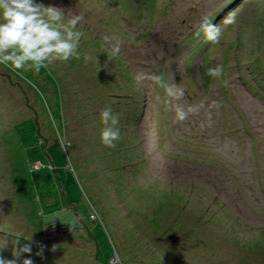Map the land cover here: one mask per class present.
Returning a JSON list of instances; mask_svg holds the SVG:
<instances>
[{"label": "rangeland", "instance_id": "obj_1", "mask_svg": "<svg viewBox=\"0 0 264 264\" xmlns=\"http://www.w3.org/2000/svg\"><path fill=\"white\" fill-rule=\"evenodd\" d=\"M37 2L82 14V35L39 72L0 64V258L28 244L17 264L41 246L42 264H264V0H234L202 46L201 18L222 0ZM138 73L172 79L183 100ZM200 102L175 122L177 103ZM106 107L121 133L111 148Z\"/></svg>", "mask_w": 264, "mask_h": 264}, {"label": "clouds", "instance_id": "obj_2", "mask_svg": "<svg viewBox=\"0 0 264 264\" xmlns=\"http://www.w3.org/2000/svg\"><path fill=\"white\" fill-rule=\"evenodd\" d=\"M66 15L67 27L62 23ZM82 20V14H65L61 9L46 6L37 0H0V64H6L13 70L27 67L39 72L41 68H47L56 61L69 60L78 51L82 33L75 29ZM223 22L225 25L235 24L236 13H230ZM198 28L209 41H219L221 29L213 24L208 16L201 18ZM112 51L113 54H118L120 49L113 47ZM207 75L217 78L222 76V66L209 68ZM136 80L139 83L150 81L154 89L156 87L164 89L168 98H174L176 101L184 98L183 87L178 86L172 79L166 81L162 75L138 73ZM216 104L217 102L213 101L211 107H215ZM171 110L174 111L175 122L179 124L187 121L190 116L199 115L202 110L206 111V108L205 104L200 102L190 104L185 110L183 104L177 103ZM208 119H211L210 114ZM100 120L104 125L100 132L102 144L109 148L114 147L115 142L121 138L118 115L113 113L111 107H106L100 113ZM37 166L40 167L38 162L32 167ZM42 249L43 246L36 255H42ZM22 253L30 254V245L24 244L18 251H14L13 256L16 259L0 258V264H17ZM21 264H34V262L31 258H25ZM110 264H119V258L115 256L110 260Z\"/></svg>", "mask_w": 264, "mask_h": 264}, {"label": "trees", "instance_id": "obj_3", "mask_svg": "<svg viewBox=\"0 0 264 264\" xmlns=\"http://www.w3.org/2000/svg\"><path fill=\"white\" fill-rule=\"evenodd\" d=\"M223 2V6L221 7V8H219V9H214L213 11H212V14H213V16H208L209 18H211V20H212V22H213V24H215V25H217L218 24V22L220 21V19H218L217 21L215 20L216 18H220V17H222L223 15H224V13L227 11V13H228V11H230L231 9H232V7H233V2H234V0H222ZM253 1V0H252ZM244 3V2H243ZM255 3V2H254ZM256 5V4H255ZM197 37L194 35L190 40H189V43L190 42H194V41H197ZM208 39L207 38H205L204 40H203V42L200 44L201 46L203 45V43H205L206 41H207ZM37 162H34V163H32L31 164V167L33 166V165H35ZM39 164H40V167L39 166H37V167H32V169H34V171L35 170H41V169H43L44 168V164L43 163H41V162H38ZM39 167V168H38ZM60 198H62L63 199V197L61 196ZM54 199H55V201L54 202H56V195L54 194ZM52 205V204H51ZM54 209H56V208H54ZM57 211H59L58 209H57ZM46 216H48V214L46 215ZM89 219H92V220H97V214L94 212L93 213V211L91 210L90 211V213H89ZM73 219H72V215H69L68 217H67V221L68 222H66V223H64V225L66 226V227H68V223H70V221H72ZM72 224H75V225H77V223L75 222V223H72ZM44 226H47V227H45V229H44V231H52V230H58L59 231V227H58V225H57V223L55 224L54 222H51V221H49V222H46V225L44 224ZM61 226V225H60ZM43 231V232H44ZM10 235H12L11 233H10ZM49 239L51 240V238L49 237ZM61 239H63V238H61ZM47 239L46 238H44L43 237V240H42V242L43 241H46ZM49 240V241H50ZM65 240V239H64ZM42 242H41V245H42ZM49 244V243H48ZM44 245V244H43ZM46 247H47V245H46ZM84 250H85V248H84ZM86 250H88L87 248H86ZM87 252V251H86ZM43 258H44V255L42 254L40 257H38V258H36V261H35V263L34 264H42L44 261H43ZM119 264H122L121 262H120V259H119Z\"/></svg>", "mask_w": 264, "mask_h": 264}]
</instances>
